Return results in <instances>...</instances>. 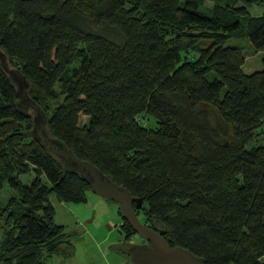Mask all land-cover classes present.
I'll return each mask as SVG.
<instances>
[{"label": "trees", "instance_id": "16d2710c", "mask_svg": "<svg viewBox=\"0 0 264 264\" xmlns=\"http://www.w3.org/2000/svg\"><path fill=\"white\" fill-rule=\"evenodd\" d=\"M262 3L0 0V50L50 134L143 199L139 221L204 264H264V55L244 74L234 41L264 54V13L249 12ZM18 104L0 65V264H44L72 248L50 198L86 203L90 188L61 180L62 163L23 136L33 122ZM5 187L14 195L2 200Z\"/></svg>", "mask_w": 264, "mask_h": 264}, {"label": "water", "instance_id": "95a60500", "mask_svg": "<svg viewBox=\"0 0 264 264\" xmlns=\"http://www.w3.org/2000/svg\"><path fill=\"white\" fill-rule=\"evenodd\" d=\"M0 65L15 86L19 112L32 118L33 128L23 136L36 141L45 152L62 163L61 180L68 173L77 174L88 184L91 193L116 203L121 218L143 243H149L148 246L132 247L129 255L131 264H204L202 259L182 247H169L163 238V232L156 233L139 221L135 210L141 209L143 199L134 198L127 188L109 179L92 163L77 158L62 141L50 134L46 128L47 118L44 111L29 96L28 80L17 68L10 65L8 57L1 50Z\"/></svg>", "mask_w": 264, "mask_h": 264}, {"label": "rangeland", "instance_id": "374dc122", "mask_svg": "<svg viewBox=\"0 0 264 264\" xmlns=\"http://www.w3.org/2000/svg\"><path fill=\"white\" fill-rule=\"evenodd\" d=\"M208 5L212 6L210 3ZM249 12L252 17H260L264 13V3L251 6ZM234 41L243 47L247 56L242 68L243 73L260 71L264 54H254L250 44L240 38ZM142 126L147 130H156L158 123L147 118ZM34 179L35 175L32 173L20 177L24 185H29ZM11 195L14 193L5 187L1 199L6 200ZM50 202L55 210L54 221L64 228L72 248L68 249V254L57 251L51 257L45 258L44 264H131L129 257H123L112 250L113 247L121 246L127 236L126 228L125 232H119L123 219L116 203L98 197L90 191L87 193L86 203H59L54 196L50 198Z\"/></svg>", "mask_w": 264, "mask_h": 264}, {"label": "flooded vegetation", "instance_id": "af4514ba", "mask_svg": "<svg viewBox=\"0 0 264 264\" xmlns=\"http://www.w3.org/2000/svg\"><path fill=\"white\" fill-rule=\"evenodd\" d=\"M142 221H143V223H146L147 225H151L155 229L156 232H161L160 231L161 224L157 223V225H156V222L151 223L150 221H144V220H142ZM121 223L122 224L119 227V232H123V227H125V224H127L124 220ZM125 240L126 241L124 243H122L121 246L118 245L117 247H113L112 250L115 251L117 254L123 256V257H129V259H130L129 255H130V251H131L132 247L141 246V245H146V246L149 245L148 242L143 243L142 239L139 238V236L136 235L134 232L132 234H127ZM133 240H134V242H133ZM60 253L63 254L64 252L61 251Z\"/></svg>", "mask_w": 264, "mask_h": 264}, {"label": "crops", "instance_id": "0c3cea01", "mask_svg": "<svg viewBox=\"0 0 264 264\" xmlns=\"http://www.w3.org/2000/svg\"><path fill=\"white\" fill-rule=\"evenodd\" d=\"M258 54V53H257ZM262 65V64H261ZM249 75V74H248ZM262 132V135H261V137H260V140H261V142H264V125L262 126V128L260 129V133ZM260 142V143H261Z\"/></svg>", "mask_w": 264, "mask_h": 264}]
</instances>
